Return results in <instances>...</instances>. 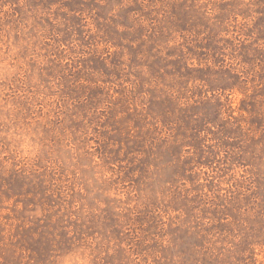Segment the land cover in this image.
I'll return each mask as SVG.
<instances>
[{"label":"rangeland","instance_id":"obj_1","mask_svg":"<svg viewBox=\"0 0 264 264\" xmlns=\"http://www.w3.org/2000/svg\"><path fill=\"white\" fill-rule=\"evenodd\" d=\"M264 264V0H0V264Z\"/></svg>","mask_w":264,"mask_h":264},{"label":"clouds","instance_id":"obj_2","mask_svg":"<svg viewBox=\"0 0 264 264\" xmlns=\"http://www.w3.org/2000/svg\"><path fill=\"white\" fill-rule=\"evenodd\" d=\"M79 257L76 253L71 254L70 256H64L62 258V264H75L76 260H78ZM80 264H87L86 260H81Z\"/></svg>","mask_w":264,"mask_h":264},{"label":"snow or ice","instance_id":"obj_3","mask_svg":"<svg viewBox=\"0 0 264 264\" xmlns=\"http://www.w3.org/2000/svg\"><path fill=\"white\" fill-rule=\"evenodd\" d=\"M73 253H74L73 250L71 248H69V249L66 250L65 255L66 256H70Z\"/></svg>","mask_w":264,"mask_h":264}]
</instances>
